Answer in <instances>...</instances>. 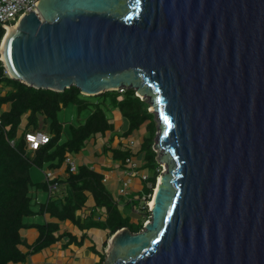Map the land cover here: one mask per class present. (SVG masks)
Instances as JSON below:
<instances>
[{"label": "water", "instance_id": "water-1", "mask_svg": "<svg viewBox=\"0 0 264 264\" xmlns=\"http://www.w3.org/2000/svg\"><path fill=\"white\" fill-rule=\"evenodd\" d=\"M0 42L7 75L153 108L149 219L102 264H264V0H37Z\"/></svg>", "mask_w": 264, "mask_h": 264}, {"label": "trees", "instance_id": "trees-1", "mask_svg": "<svg viewBox=\"0 0 264 264\" xmlns=\"http://www.w3.org/2000/svg\"><path fill=\"white\" fill-rule=\"evenodd\" d=\"M2 35L3 30L0 29V38ZM83 96L88 97L81 94L75 86L65 88L63 91H54L26 85L10 78L0 61V264L22 262L28 254L55 243L61 236H69L66 232L54 235L58 230V222L68 219L78 224L75 211L84 206L88 195L92 196L96 208H105V213L97 222L88 219V223L81 227L95 225L106 229L108 238L124 227L131 232L142 229L144 219H138L133 212L124 214L119 208L118 201L102 183L101 173L84 164H80L75 172L68 173L61 197H51L54 195L50 193L46 204L38 205V209L35 210V192L46 190L47 183L43 180L34 181L30 167L42 168L44 165L58 167L68 153L81 151L85 141L96 134L112 130L113 122L100 104L104 106L111 104L112 109L120 113L124 121L126 120L127 127L122 133L123 136L139 131L142 124L148 121L145 125L147 134L142 137L136 153L130 149V138L127 139V145L111 148V152L114 161L125 164L127 158L133 163L138 160L139 167L147 171L138 198L134 199L131 196V200L126 204L134 210L139 202L140 209L146 211L145 215L150 214L146 209V202L150 199L148 195L152 193L156 177L160 173V165L155 159L156 152L152 149L156 121L154 114L148 111V103L135 95L133 89H125L122 93L109 90L90 96L98 97L94 103L82 98ZM68 104L75 105L79 110L90 104L94 107L80 123L67 124V139L59 143L63 122L59 120L58 112ZM25 114L27 115L24 116ZM40 116L42 121L39 119ZM43 129L50 134L48 142L38 149H27L25 133ZM43 212L48 213L55 221L35 224L39 236L35 243L23 252L20 249L19 229L28 226L24 218ZM106 244L104 241V248ZM104 248L99 264L105 257Z\"/></svg>", "mask_w": 264, "mask_h": 264}, {"label": "crops", "instance_id": "crops-1", "mask_svg": "<svg viewBox=\"0 0 264 264\" xmlns=\"http://www.w3.org/2000/svg\"><path fill=\"white\" fill-rule=\"evenodd\" d=\"M76 110L77 112H79V108L76 107ZM66 111L67 108H62L61 112L63 116L65 115L63 113H65ZM26 115L27 114H25L24 116ZM68 118H71V120L74 118V115L71 111H69L68 113ZM23 119H25V117ZM65 119L66 117H63V119L59 118V120L63 122V132L61 133V136L58 140L59 143L67 139L68 133L64 131V128L67 123H72ZM147 122L148 121H145L144 123ZM22 123H24V120ZM113 125L114 126L112 130L105 131L101 134H96L92 138L85 141L83 147L84 151H82L81 155L79 156L82 162H75V154L77 153H68V156H70L75 164V171L80 164H84L95 172L101 173L102 183L113 194L115 200L120 203L122 199L123 202L126 203L127 201L131 200V196L134 199L138 198V194L142 191V185L144 181L141 179L140 174L147 173V171L139 167V163H137L138 160L136 161V159L134 158L137 167L131 172L127 164H121L118 161H114L112 159L111 148H116L119 145H127L128 138H133L134 140L138 139L135 137L138 135L141 136L142 127L139 131H133L130 135L123 136L122 133L127 126L123 117L121 115L118 116L116 113ZM40 131H43L45 133L47 132L44 129ZM143 136H145V134H142L139 141L137 140L138 143L135 144L134 149H132L134 150L133 153H136L139 150L140 142ZM27 149L29 148L27 147ZM92 156L95 157L92 158ZM42 169H44V173H52L55 179L58 181L59 187L54 193H51L52 195H54L51 197H61L65 188L64 181L68 173H70L69 165L66 164L65 159L58 167L51 168L50 166L44 165ZM128 172L131 173L128 174ZM125 179L128 180V194L119 195L117 193L118 188L121 186V182ZM42 180L46 182L45 177ZM43 192L45 194V196L43 197H40L35 192V210L38 209V205H45L48 197H50V193L47 189L43 190ZM136 209L137 207L135 208V211ZM104 213L105 208H96L94 206V200L92 196L88 195L84 206L81 209L75 211V217L78 220V224H75L68 219L62 222H58V230L54 233V235L56 236L58 234L66 232L70 237L61 236L60 239L55 243L43 247L40 251L28 254L22 262H8L7 264H99L101 254L103 253L104 241L107 242L108 239V231L106 229H101L100 227H97L95 225H91L90 227H81V225H84V223H88V219L97 222L98 219H100L104 215ZM54 221L55 219L51 218L46 212L25 217L24 222L27 223L28 226L19 229V237L21 240L20 249L23 252H26L29 246L35 243V241L37 240L39 232L34 226L35 224ZM68 239H70V241H68ZM105 249L106 248H104V251Z\"/></svg>", "mask_w": 264, "mask_h": 264}, {"label": "built area", "instance_id": "built-area-1", "mask_svg": "<svg viewBox=\"0 0 264 264\" xmlns=\"http://www.w3.org/2000/svg\"><path fill=\"white\" fill-rule=\"evenodd\" d=\"M36 1L37 0H0V28L3 27L7 29L8 26L15 24L24 14L32 10L36 11V6L34 5V2ZM118 91L122 93L124 89L119 88ZM25 141L29 149H36L48 141V136L41 131L27 132L25 133ZM65 162L69 165L70 172H74L76 167L70 156L65 158ZM126 162L129 168L132 167L130 168L132 172L135 164L130 158H127ZM131 172H128V174ZM44 177L47 182L48 192L54 193L59 187L58 181L50 172H45ZM140 177L144 180L146 179V174L142 173L140 174ZM117 193L119 195L128 194V180L125 179L121 182V186L118 188ZM148 196L150 197V195ZM143 198L144 197L142 196V199ZM146 204H148V202ZM147 210L149 211V205L147 206Z\"/></svg>", "mask_w": 264, "mask_h": 264}, {"label": "rangeland", "instance_id": "rangeland-1", "mask_svg": "<svg viewBox=\"0 0 264 264\" xmlns=\"http://www.w3.org/2000/svg\"><path fill=\"white\" fill-rule=\"evenodd\" d=\"M84 95V94H83ZM88 97H82V98H85V99H87L88 101H92L93 103L94 102H96L97 101V96H95V97H90V96H93V95H87ZM141 98V97H140ZM146 101V100H145ZM106 102H108V100H106ZM100 106L103 108V110L105 111V113H106V115L109 117V119L113 122L114 121V118H115V113L118 115V116H120V114L117 112V111H115L114 109H112V106H111V104H109V106H104V105H102V104H100ZM94 106L92 105V104H90L88 107H86V108H84V109H82V110H79V112H77V110H76V107H75V105H73V104H68L67 106H65V108H67V111L65 112V113H63V114H65L64 116L62 115V109L58 112V117L60 118V119H63V117H66V119L65 120H68V121H70V122H72L73 124H78L79 122H81V121H83V119H84V117H86L88 114H89V112H90V110H91V108H93ZM148 108H149V110L150 111H153V108H152V106L150 105H148ZM69 111H71L72 112V114L74 115V118L71 120V118L69 119L68 118V113H69ZM39 119L42 121V116H40L39 117ZM125 122H126V120H125ZM68 124V123H67ZM67 124H66V126H65V128H64V131L66 132V133H68V126H67ZM145 125H146V123H144V124H142V134L144 135H146L147 134V132H146V128H145ZM155 130H156V124H155ZM142 134H141V136H142ZM141 136L140 135H138V136H136L135 138H138V139H132L133 140V143H135V144H137L138 143V141L140 140V138H141ZM138 140V141H137ZM134 147L135 146H133V149H134ZM82 151H84L83 150V148L81 149V151H79L77 154H75V162L77 163V162H82V160H81V158L79 157L80 155H81V153H82ZM134 151V150H133ZM95 156H92V158H94ZM163 166H164V164H162ZM162 166V167H163ZM162 170H163V168H162ZM165 171V170H164ZM30 174H31V177H32V179L34 180V181H38V180H42V179H44V169H42V168H37V167H35V166H31L30 167ZM40 197H43V196H45V194H44V192H43V190H38L37 192H36ZM140 206H141V203H139V202H137V209H136V211H135V209L133 210V209H131L130 208V206H129V204H126L125 202H123V200L121 199V201H120V203H119V208H120V210L124 213V214H129V212H133L134 213V216L135 217H137L138 219H140V218H143L144 220H143V222H142V224L144 225L145 224V222L149 219V216H147V215H145L146 214V211H142L141 209H140Z\"/></svg>", "mask_w": 264, "mask_h": 264}, {"label": "clouds", "instance_id": "clouds-1", "mask_svg": "<svg viewBox=\"0 0 264 264\" xmlns=\"http://www.w3.org/2000/svg\"><path fill=\"white\" fill-rule=\"evenodd\" d=\"M36 12V11H35ZM18 21V20H17ZM17 21H16V23H17ZM16 23L15 24H13V25H10V26H8V27H12V26H15L16 25ZM8 27H7V29H8ZM0 29H2L3 30V35L1 36V38H0V42H1V40L3 39V37L5 36L4 34H5V32L7 31V29L6 28H3V27H1ZM1 61V60H0ZM2 62V61H1ZM2 66H3V63H2ZM4 67V66H3ZM5 69V68H4ZM6 72V71H5ZM7 74V73H6ZM119 89V88H118ZM118 89H115L116 91H118ZM124 90H125V88H123ZM119 92V91H118ZM120 93V92H119ZM134 93H135V91H134ZM135 95H136V93H135ZM140 99H142V100H145L142 96H140V95H137ZM147 102V101H146ZM148 103V102H147ZM149 105V104H148ZM150 106V105H149ZM148 111H150L149 110V108H148ZM150 112H152V111H150ZM153 113V112H152ZM157 130V129H156ZM33 131H40V130H33ZM33 131H30V132H33ZM41 132H43V131H41ZM43 133H45V132H43ZM47 136H48V139L50 138V135L49 134H47V133H45ZM24 139H25V136H24ZM131 140H129V144H130V149L132 150L133 149V146H135V143H133V138H130ZM26 142V141H25ZM48 142V141H47ZM46 142V143H47ZM45 143V144H46ZM27 145V144H26ZM44 144H42V145H40L39 147H41V146H43ZM38 147V148H39ZM38 148H36V149H38ZM32 150H35V149H32ZM132 152H133V150H132ZM156 159V158H155ZM126 161V160H125ZM132 161V160H131ZM158 163V162H157ZM125 164H127V162L125 163ZM135 164V166H134V169L137 167V164L136 163H134ZM158 165H160V173L158 174V176L156 177V179L159 177V175L161 174V172L163 171V170H165V166H163L162 167V164H159L158 163ZM130 168H132V167H130ZM162 168H163V170H162ZM142 174V173H141ZM145 174V173H144ZM155 186V185H154ZM153 189H154V187H153ZM153 189H152V192H153ZM48 190V189H47ZM151 195H152V193L150 194V198H151ZM150 200V199H149ZM149 200L147 201L148 202V204H149ZM146 202V203H147ZM148 204H146V209H147V206H148ZM144 223V222H143ZM146 223V222H145ZM108 240V239H107ZM106 248V247H105Z\"/></svg>", "mask_w": 264, "mask_h": 264}, {"label": "bare ground", "instance_id": "bare-ground-1", "mask_svg": "<svg viewBox=\"0 0 264 264\" xmlns=\"http://www.w3.org/2000/svg\"><path fill=\"white\" fill-rule=\"evenodd\" d=\"M8 30V29H7ZM6 33H7V31L5 32V34L4 35H6ZM0 57H2L3 58V49H2V51H1V53H0ZM163 166V165H162ZM159 181H160V178H158V182L157 183H159ZM156 186V185H155ZM155 186H154V188H155ZM151 196H153V193H152V195ZM152 204H153V197H151L150 198V201H149V207H151L152 206Z\"/></svg>", "mask_w": 264, "mask_h": 264}]
</instances>
